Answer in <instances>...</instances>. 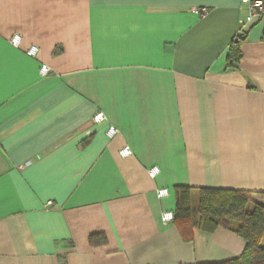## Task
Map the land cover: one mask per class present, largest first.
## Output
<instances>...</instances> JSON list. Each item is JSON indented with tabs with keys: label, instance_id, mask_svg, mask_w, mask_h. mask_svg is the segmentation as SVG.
I'll return each mask as SVG.
<instances>
[{
	"label": "crops",
	"instance_id": "0c3cea01",
	"mask_svg": "<svg viewBox=\"0 0 264 264\" xmlns=\"http://www.w3.org/2000/svg\"><path fill=\"white\" fill-rule=\"evenodd\" d=\"M247 16L241 0H0V264L243 255L224 227L161 216L180 188L264 195V27ZM99 112L106 123L92 122Z\"/></svg>",
	"mask_w": 264,
	"mask_h": 264
},
{
	"label": "trees",
	"instance_id": "16d2710c",
	"mask_svg": "<svg viewBox=\"0 0 264 264\" xmlns=\"http://www.w3.org/2000/svg\"><path fill=\"white\" fill-rule=\"evenodd\" d=\"M243 42L239 38L231 45L227 55L229 68L238 67ZM253 196L245 192L180 188L174 223L182 231L197 227L213 232L224 227L245 240L246 249L240 258L220 264H264V206L256 203Z\"/></svg>",
	"mask_w": 264,
	"mask_h": 264
},
{
	"label": "built area",
	"instance_id": "2783aa9c",
	"mask_svg": "<svg viewBox=\"0 0 264 264\" xmlns=\"http://www.w3.org/2000/svg\"><path fill=\"white\" fill-rule=\"evenodd\" d=\"M242 4L246 6L248 9V16L245 20L241 21V25L246 26L252 24L254 21L260 22L264 27V0H241ZM196 14H207V10H196ZM22 42V37L20 35H14L10 39V44L14 48H18ZM29 58L35 59L39 54V49L36 46L31 47L25 53ZM41 77H47L50 74V69L47 65H42L40 72ZM94 124H102L107 122V116L103 112H99L92 120ZM119 134V130L110 125L107 131V136L109 139H114ZM121 157L127 158L133 155V152L129 148H124L120 152ZM148 177L151 180H155L159 174L161 173L158 167H153L148 170ZM158 200H163L170 196V192L168 189H159L156 192ZM49 207L52 203L47 204ZM162 223L166 226L174 223L175 221V213L174 212H164L161 216Z\"/></svg>",
	"mask_w": 264,
	"mask_h": 264
},
{
	"label": "rangeland",
	"instance_id": "374dc122",
	"mask_svg": "<svg viewBox=\"0 0 264 264\" xmlns=\"http://www.w3.org/2000/svg\"><path fill=\"white\" fill-rule=\"evenodd\" d=\"M263 197H259V196H253V200L256 202V203H259L258 201L261 200Z\"/></svg>",
	"mask_w": 264,
	"mask_h": 264
}]
</instances>
